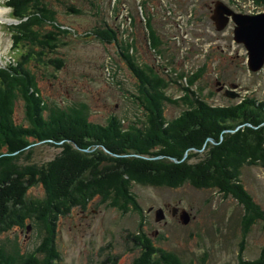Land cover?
Listing matches in <instances>:
<instances>
[{
  "label": "trees",
  "instance_id": "1",
  "mask_svg": "<svg viewBox=\"0 0 264 264\" xmlns=\"http://www.w3.org/2000/svg\"><path fill=\"white\" fill-rule=\"evenodd\" d=\"M141 1L147 47L156 59L164 55L169 60L171 77L155 70L158 62L140 60L137 45L127 38L119 40L118 30L104 20L91 33L118 43L138 81L134 97L132 91L127 94L143 110V117L131 120L112 114L105 123H98L90 119L86 102L62 106L43 97L32 69V62L44 63L49 53H56L73 28L58 21L51 0H8L13 16L21 21L9 27L17 54L14 62L0 68V264H55L61 257L56 245L60 218L75 208H87L95 198L123 213L143 215L133 182L172 188L189 183L234 197L243 206L237 264H264V246L257 257L244 259L248 234L264 221V208L242 179L244 167H264V100L246 96L242 103L215 105L201 96L193 87L204 69L188 77L174 67L177 61L166 56L168 46L154 25V15L144 8L146 0ZM252 1L264 7V0ZM69 7L76 13L83 11L73 4ZM47 62L62 66L64 60L56 57ZM175 84L183 91L181 97L169 93ZM20 100L25 106L24 121L16 118ZM170 105L179 111L171 119ZM244 123L249 126L226 131ZM41 145L61 150L53 159L38 163L33 155ZM204 148L211 149L198 163L170 158L180 160ZM34 186L43 188L41 195H30ZM28 223L46 234L34 250L24 252L17 241L3 235L13 228H27ZM142 225L140 232L128 236L142 249L132 264H191L174 251L157 248Z\"/></svg>",
  "mask_w": 264,
  "mask_h": 264
},
{
  "label": "rangeland",
  "instance_id": "2",
  "mask_svg": "<svg viewBox=\"0 0 264 264\" xmlns=\"http://www.w3.org/2000/svg\"><path fill=\"white\" fill-rule=\"evenodd\" d=\"M216 0H146L144 8L154 15V25L168 46L167 57L176 59L174 67L184 63L190 69H206L194 85L210 103L228 105L242 103L243 95L264 100V68L259 72L249 71L247 50L233 37L234 23L217 30L211 20L212 8ZM236 11L244 13L263 12L252 0H223ZM57 10L59 22L73 28L56 53H49L44 63L32 62L37 74L38 85L43 97L59 102L62 106L74 102H86L92 121L105 123L112 114L126 115L131 120L143 117V110L134 106L128 91L136 92L118 43L105 42L91 32L106 20L118 30V38H127L138 47V58L152 63L168 65L164 55L156 57L147 47L144 35V14L141 0H51ZM82 9V13L70 10L69 5ZM0 65L7 63L13 54L12 33L9 30V9L5 0H0ZM142 10V11H141ZM132 13V16H131ZM148 14V13H146ZM131 16V17H130ZM3 18V21L1 20ZM5 20V21H4ZM87 33H91L88 35ZM147 35V34H146ZM15 55V54H14ZM62 58L64 63H48L49 58ZM170 65V64H169ZM191 65V66H190ZM208 67V68H207ZM238 81L244 89L239 97L225 96L217 90L216 79ZM134 81V82H133ZM230 85L228 90H236ZM245 87H248L246 90ZM249 92V93H247ZM169 93L180 94L178 86L172 85ZM168 118L179 113L170 105ZM24 101L16 107L18 121L25 120ZM248 123L238 125L234 130ZM251 126V125H250ZM61 143V142H60ZM216 145H220L215 143ZM107 149V148H106ZM211 148L191 151L182 159L170 156L176 162L187 160L198 163L206 159ZM61 148L49 145L37 147L33 159L43 163L59 154ZM207 153V154H206ZM152 156L151 158H161ZM242 179L255 199L264 208V167L246 166ZM143 207V215L135 211L123 213L112 208L100 198L91 200L87 208H75L61 217L57 225L56 245L61 253L55 264H132L142 252L130 241V232L137 234L143 222V230L157 246L178 253L191 264H237L239 262V240L241 236L240 217L243 206L232 196L225 197L216 189H200L191 184L172 187L141 185L133 182ZM30 195L39 196L40 186L29 189ZM178 201V204L175 202ZM178 205L191 213L188 224L180 221V211L172 213ZM163 207L164 218L156 220V211ZM29 224V223H28ZM31 224V223H30ZM156 231L157 234L155 233ZM44 229L31 226L13 228L3 237L10 242H18L22 251L34 250L46 234ZM264 246V221L253 226L248 234L244 259H253Z\"/></svg>",
  "mask_w": 264,
  "mask_h": 264
},
{
  "label": "water",
  "instance_id": "3",
  "mask_svg": "<svg viewBox=\"0 0 264 264\" xmlns=\"http://www.w3.org/2000/svg\"><path fill=\"white\" fill-rule=\"evenodd\" d=\"M210 17L217 30H223L231 22L234 23L233 37L237 43H242L247 50L249 71L259 72L264 68V11L244 13L236 11L223 0H216ZM232 86H236V84H232ZM229 92L233 91L228 90L227 93L229 94ZM209 139L212 140V138ZM162 218H164V209L160 207L156 211V220L160 221ZM190 220L191 213L182 209L180 221L183 224H188ZM27 227L29 230L31 225Z\"/></svg>",
  "mask_w": 264,
  "mask_h": 264
},
{
  "label": "flooded vegetation",
  "instance_id": "4",
  "mask_svg": "<svg viewBox=\"0 0 264 264\" xmlns=\"http://www.w3.org/2000/svg\"><path fill=\"white\" fill-rule=\"evenodd\" d=\"M213 9V8H212ZM212 14V13H211ZM246 65H247V63H246ZM181 66H182V68H179L178 66L176 67L177 68V70H179V71H181V70H184L185 71V73H187V76L189 77V76H191V77H193V75L196 73V71L197 70H199V68H202V69H204V71H203V73L204 72H206L205 71V69H206V63L204 62V64L201 66V67H198L197 68V70L196 69H190V68H188L187 66L185 67V64H181ZM191 66V65H190ZM154 68H155V70L156 71H158L161 75L163 74V73H165L166 72V76H165V78H170L171 77V73H172V69L173 68H171V66H167V65H162V63L160 64V63H156V65H154L153 66ZM163 68V69H162ZM184 68V69H183ZM208 68V67H207ZM129 73H130V77L132 78V80H134L133 82L135 83V87H136V92H134L133 91V94H132V96L134 97V94H136L137 93V84H138V81H137V78H136V76L134 75V73L133 72H131V70H130V68H129ZM173 76H175V77H177V74H173ZM203 76V74L201 75V77ZM190 77V78H191ZM199 80H201V78L199 79ZM217 81H216V85H217V90L219 91V92H222L223 93V95H225V96H237V97H239L240 95H241V91L244 89V87H243V85L240 83V82H238V81H236V82H234V81H231V82H227V81H222V80H219V76L217 77V79H216ZM198 81V80H197ZM197 83V82H196ZM231 84H236V90H233V92H229V94L227 93V91H228V88H230V85ZM194 88V87H193ZM246 88V90H248V87H245ZM183 91L181 90V88H180V94H178L176 97H181V94H183L182 93ZM247 93H249V92H247ZM233 94V95H232ZM246 97V96H248V95H243V97ZM251 96V95H250ZM134 99V98H133ZM181 111H183V109L181 110ZM175 204H178V201H176L175 202ZM85 209V208H84ZM179 211L181 212L182 211V209H180V207L178 206V205H175V206H173L172 207V213H173V215L174 214H176L177 212L179 213ZM177 213V214H178ZM25 231H26V229H25ZM157 232L158 231H156L155 233L157 234ZM151 241L153 242V244L155 245V246H157L156 245V242L153 240V239H151ZM157 248H162V247H160V246H157Z\"/></svg>",
  "mask_w": 264,
  "mask_h": 264
},
{
  "label": "bare ground",
  "instance_id": "5",
  "mask_svg": "<svg viewBox=\"0 0 264 264\" xmlns=\"http://www.w3.org/2000/svg\"><path fill=\"white\" fill-rule=\"evenodd\" d=\"M3 12H2V9L0 8V15L2 14Z\"/></svg>",
  "mask_w": 264,
  "mask_h": 264
}]
</instances>
